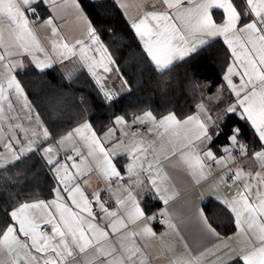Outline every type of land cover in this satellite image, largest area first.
Returning a JSON list of instances; mask_svg holds the SVG:
<instances>
[{"label": "snow or ice", "instance_id": "6c2138e0", "mask_svg": "<svg viewBox=\"0 0 264 264\" xmlns=\"http://www.w3.org/2000/svg\"><path fill=\"white\" fill-rule=\"evenodd\" d=\"M69 6L76 10L87 37L73 44L60 35L54 23L56 15ZM149 6L151 10L131 19L129 28L154 70H170L175 62L197 52L211 38L222 37L232 57L222 77L226 82L222 88L234 99L223 109L225 120L213 117L203 100L196 105L194 114L183 119L168 114L157 121L151 111L135 119L143 124L146 118L158 129H163L170 146L159 145L165 159L172 163L169 156L178 157L197 177L203 176L206 169L210 171L209 162L227 167L234 161L233 152L259 163V170L254 173L239 168L228 169L233 184L240 190L219 203L233 214L234 225L239 230L235 238L246 240V246L236 251L230 243H224V249L218 248L212 259L213 264H264V0H240L239 4L235 0H155ZM119 7L127 11L126 5L120 4ZM214 9L222 10L219 23L213 19ZM41 12L46 13V17L41 16ZM29 15L34 18L32 21L28 19ZM40 23L50 27L51 35L63 41L53 40L52 52L61 60L78 55L103 96L109 102L114 99L101 71H112L111 66L117 62L102 41L97 27L83 12L79 0H0V121L11 119L7 114L14 111L16 105L27 110L25 115L29 120L28 127L10 125L11 134L6 143L0 140V148L12 155L13 164L39 154L57 178V184L51 189L54 199L50 201L21 202L9 195L12 206H0V214L5 218L0 223V264H150L144 245L137 238L156 237L149 223L156 219V215L146 214L132 189L144 184L140 176L146 172L151 189L165 205L173 198L161 190L162 171L156 156L157 148L132 145L121 152V141L106 148L87 121L60 139H54L29 101L17 75L24 68L19 58L23 54L31 56L34 68L41 72L53 66L49 62L52 57L42 59L36 54L45 49L37 42L30 25ZM32 48L36 51H31ZM219 95L222 96V92ZM214 99L223 102L218 97H209V103ZM237 112L252 129L258 148L250 151L249 144L242 140V127L234 126L226 137L228 145L223 147L226 155L217 157L213 151L215 139L223 134L229 115ZM114 123L123 124L125 121L123 117H116ZM16 128L24 133L23 139L15 135ZM114 131L110 128L106 135L110 136ZM78 141L87 146V156L76 146ZM69 142L79 163L73 156H67L71 164L61 162L59 153L67 151ZM118 154L129 158L125 166V184L120 183L125 180V175L114 160ZM88 157L94 159L107 190L116 196V210L108 207L101 191H94L90 198L82 187L80 181L83 179L86 184L84 178L93 171L86 164ZM8 163L3 161L0 168ZM113 180L117 185L115 189L111 187ZM93 205L98 206L99 212L94 211ZM159 214L168 216L167 210ZM193 215L206 236L221 240L203 208L194 207ZM104 216L109 219L101 226L99 220ZM162 223L171 230L176 229L170 216ZM130 224H139V231ZM44 227L50 228V234L41 231ZM184 248L187 250L188 245L185 244ZM168 264H207V261L172 250Z\"/></svg>", "mask_w": 264, "mask_h": 264}, {"label": "trees", "instance_id": "16d2710c", "mask_svg": "<svg viewBox=\"0 0 264 264\" xmlns=\"http://www.w3.org/2000/svg\"><path fill=\"white\" fill-rule=\"evenodd\" d=\"M79 3L112 52L128 88L109 102L86 71L66 79L57 65L43 72L33 66L21 69L18 79L54 138L85 118L97 132H102L119 114L130 118L151 111L158 117L174 112L184 117L223 86L222 77L231 55L221 37L213 38L183 61L175 62L170 70L159 72L142 54L129 22L114 0H79ZM235 3L239 4L240 0ZM46 15L41 12V16ZM234 126L242 127V140L249 144L250 150L258 148L252 129L237 113L226 119L222 138ZM54 185L56 178L39 154L8 163L0 168V206H12L9 195L21 202L50 198ZM204 208L210 221L223 234L233 229L232 215L218 213L216 202L207 200ZM4 219L0 214V223Z\"/></svg>", "mask_w": 264, "mask_h": 264}, {"label": "crops", "instance_id": "0c3cea01", "mask_svg": "<svg viewBox=\"0 0 264 264\" xmlns=\"http://www.w3.org/2000/svg\"><path fill=\"white\" fill-rule=\"evenodd\" d=\"M154 2L155 0H116L118 6L120 4H124L127 6L126 12L124 8L120 7V9L122 10L125 18L129 23L132 18L142 15L145 11L151 10L149 5ZM83 12L85 13L84 10ZM222 17V10H213V19L217 23L222 20ZM28 19L32 21L34 18L29 15ZM54 23L58 28L60 35H62L69 44H73L78 39H87L86 35L84 34L83 25L77 18L76 10L71 6L66 9H62L60 13L56 15ZM30 30L33 32L40 46L45 49L43 53L37 52L36 54L42 59L52 57L49 62L52 63V65H57L63 72L66 79L72 78L79 71H86L92 77V75L88 72L87 66L79 59L78 55L65 60H61L59 55L52 52L51 45L53 40H57L60 43H62L63 41H59V37H53L51 35L50 27L45 26L42 23L31 24ZM5 38L7 39V33H5ZM212 39L213 38H211L210 40ZM30 50L36 51L34 48ZM19 58L24 64L23 69L33 66V60L31 56L23 54ZM231 62L232 57L230 58L229 64ZM111 67L112 71L108 73H102L101 71V76L102 79H104L106 87L112 92L113 96L116 97L124 93L127 90L128 86L124 78L118 72L117 66L112 65ZM225 74L226 71L224 75ZM93 80L95 81L94 78ZM234 81L238 82V78L234 77ZM225 84L226 82L224 81L223 85ZM218 90L209 94L205 99H203V101L205 102L206 106L212 111L213 117L219 116L221 120H223V109L227 106L230 100L234 99V97L231 96L222 87ZM219 92H222V96L219 95ZM209 97H218L223 102L218 103L217 100L214 99L209 103ZM105 100L108 101L106 98ZM196 111L197 109L188 115L194 114ZM146 112L149 111L132 115L130 118L119 114L113 118L111 123L108 124V126L102 132H97L93 126L92 129L96 132L97 137L104 143V146L106 148H110L111 144L116 141L123 142L120 147L121 152H123V149L125 147H132V145L151 146L157 148L156 156L160 160V168L162 171L161 190L165 191L167 195L173 198L169 200V203L167 205H165L157 197V193L155 192V190L151 189V185L146 179V177L148 176V173L146 172L142 173L140 176V179L144 180V184L142 186H133L132 189L134 195L144 207L147 215L151 216L155 214L156 217H163L162 219H155L154 221L149 222L150 226L153 228V231L156 233V237L154 239H142L139 237L137 238L138 242L144 245V251L146 253L147 259L150 260V264H168L169 257L172 256V250H174L176 253H185L186 255L192 257H200L202 262L206 260L207 264H213L212 254L215 253L218 248L223 250L224 243H230L232 245V248L236 251H239L241 248L245 247L246 240H244L243 238H235L236 233L239 231L235 227V225L230 232L223 234L222 231L213 224L216 227V230L219 232L221 240H216L215 238L206 236L201 231L199 224L194 218L193 208H203L204 213L207 215V213L205 212L204 203L207 200H212L217 203L216 211L218 213H223L225 215H228V213L231 214L224 205L219 203V201L225 198H231L237 191L240 190L233 184L231 173H229L228 169L230 168L235 170L239 168L246 171L250 170L254 173L255 171L259 170V163L249 160L245 157H236L232 155L234 157V161L228 164L227 167H224L223 165L217 166L215 163L209 162L210 171L206 169L203 176L197 177L193 175L191 169H189L183 162H181L178 157L172 158L169 156V159H172V163H169V160L165 159L164 155L159 149V145L163 143L165 148L170 146L168 145V137L164 134L163 129H158L155 124L151 123L145 118L144 124H146L148 127L147 131L141 135H137L135 133L134 123L139 122V120L135 118L142 117ZM25 113L26 112H23L22 109H20L18 106H15L14 111L7 114V117H11V119L5 118L0 121V140H3V142L5 143L7 142V137L9 134H11L9 127L10 125L22 124L25 127L29 126V120ZM168 114L175 113L167 112L158 117L154 115L153 116L158 121L163 116ZM237 114L240 115L239 112H237ZM186 116H177V118L183 119ZM116 117H123L125 123L115 124L114 121ZM86 121L90 122L85 118L70 127L67 131L56 136L54 139H60L67 132L71 131L72 129L79 126L80 124H83ZM31 127H35V125H31ZM110 128L115 129V131L112 133V135L109 136L106 134L108 133V130ZM15 135L20 139H23L24 137V133L21 132L19 128L15 129ZM222 137L223 134L216 138L213 145V151L215 152L217 157L226 155L223 152V147L228 145V140L226 139L227 136L225 138ZM76 146L81 150L84 156H87L88 148L86 145H84L83 141H78ZM66 149L67 151L61 150L59 153L61 162L71 164V161H67V156H73L76 162L79 163V158H76L75 152L71 150V142L66 144ZM256 149L257 148L252 150ZM1 152H4V155L1 158L0 163L5 160L11 163L13 159L12 155L3 148H0V155ZM149 159H151V157H149ZM114 160L117 162L118 168L121 173L125 175V182L120 183H127L125 166L129 162V158L124 154H118L114 157ZM86 164L93 169V171L88 173L84 178L87 180L86 184L83 182V179L80 181L86 194L91 198V195L94 191H101L102 199L107 202L108 207L111 210H116V196L107 190L106 182L99 170L96 168L94 159L92 157H88L86 160ZM70 171L74 170L70 169ZM229 185L232 186L229 187ZM111 187L115 189L117 185L111 184ZM119 195H123V193H119ZM52 199H54V195L44 200L50 201ZM35 200L36 199L24 202H34ZM93 208H96V212H99L98 206L93 205ZM165 210H167L168 216L171 217L172 223L176 225L175 230L169 229L166 223H162V221H166L168 219V216L160 215L159 213ZM231 215L233 217V214ZM108 219L109 218L107 216H104L103 219L99 220L101 226H103ZM130 227H134L137 231H139L140 229L139 224L135 226H132L130 224ZM45 231L49 232L50 234V228L49 230ZM229 238L232 239L229 240ZM185 244L188 245L187 250H185L184 248Z\"/></svg>", "mask_w": 264, "mask_h": 264}, {"label": "built area", "instance_id": "2783aa9c", "mask_svg": "<svg viewBox=\"0 0 264 264\" xmlns=\"http://www.w3.org/2000/svg\"><path fill=\"white\" fill-rule=\"evenodd\" d=\"M147 129H148V127H147V125L144 124V123H143V124L140 123V122H135V123H134V130H135V133H136L137 135H141V134H143L144 132L147 131ZM232 155H233V156H236V157L240 156V155H239L238 153H236V152H233ZM120 182H121V183H124L125 180H122V181H120ZM112 184H116L115 180L112 181ZM94 211L96 212V208L94 209ZM162 218H163V217H156V219H162ZM45 230H49V228H48V227H44V228L41 229V231H45Z\"/></svg>", "mask_w": 264, "mask_h": 264}, {"label": "rangeland", "instance_id": "374dc122", "mask_svg": "<svg viewBox=\"0 0 264 264\" xmlns=\"http://www.w3.org/2000/svg\"><path fill=\"white\" fill-rule=\"evenodd\" d=\"M16 106H18L20 109H22L19 105H16ZM22 111H23V112H26V109H22ZM3 155H4V152H1L0 160H1V158L3 157Z\"/></svg>", "mask_w": 264, "mask_h": 264}]
</instances>
